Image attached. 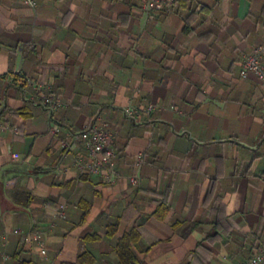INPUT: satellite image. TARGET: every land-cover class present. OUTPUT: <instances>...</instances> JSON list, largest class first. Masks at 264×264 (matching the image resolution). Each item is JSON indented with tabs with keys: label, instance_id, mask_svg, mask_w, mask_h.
<instances>
[{
	"label": "crops",
	"instance_id": "crops-1",
	"mask_svg": "<svg viewBox=\"0 0 264 264\" xmlns=\"http://www.w3.org/2000/svg\"><path fill=\"white\" fill-rule=\"evenodd\" d=\"M141 3L0 0V264H247L264 246V84L241 74L264 0ZM151 104L144 125L125 113ZM97 116L114 184L76 163Z\"/></svg>",
	"mask_w": 264,
	"mask_h": 264
},
{
	"label": "built area",
	"instance_id": "built-area-1",
	"mask_svg": "<svg viewBox=\"0 0 264 264\" xmlns=\"http://www.w3.org/2000/svg\"><path fill=\"white\" fill-rule=\"evenodd\" d=\"M23 2L29 6L36 7L37 0H23ZM175 2L176 0H142L141 8L145 13L151 14L153 12L164 11ZM241 74L243 78L254 74L264 84V42L257 45L244 60ZM30 86L38 87L33 82H29L24 85V92L27 93ZM41 103L51 116L64 105L61 98L51 92L43 95ZM155 109L156 105L154 104H151L144 110L128 107L125 109V113L128 117L144 125L147 122L141 120L142 111L150 116ZM148 121L151 124L155 123L151 118ZM71 137L75 142L81 141L84 144L86 156L78 155L76 163L85 173L99 175L109 184H114L123 177L115 161L116 152L114 143L116 132L107 122L97 116L80 130L74 131ZM144 163L145 154L141 152L137 156L135 173L129 176L132 184L136 185L140 182V171ZM32 237L36 240L43 254H46L47 248L42 238V232L37 230L32 234ZM247 264H264V246L258 248Z\"/></svg>",
	"mask_w": 264,
	"mask_h": 264
},
{
	"label": "trees",
	"instance_id": "trees-1",
	"mask_svg": "<svg viewBox=\"0 0 264 264\" xmlns=\"http://www.w3.org/2000/svg\"><path fill=\"white\" fill-rule=\"evenodd\" d=\"M166 203H167V197H166V199L164 198V201L162 203V207L164 209V214H165V207L167 206ZM134 234H135V232L132 231L131 233L126 234L124 236L123 240L120 243V248H119L121 253L123 251H125L126 248H128L129 241L134 239ZM86 258H87V256L85 254L80 255V262H85Z\"/></svg>",
	"mask_w": 264,
	"mask_h": 264
}]
</instances>
